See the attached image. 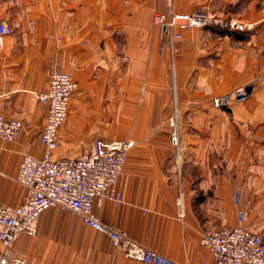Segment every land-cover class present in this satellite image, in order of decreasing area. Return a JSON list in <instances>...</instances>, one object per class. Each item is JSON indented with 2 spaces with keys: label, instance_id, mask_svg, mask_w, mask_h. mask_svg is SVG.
<instances>
[{
  "label": "crops",
  "instance_id": "1",
  "mask_svg": "<svg viewBox=\"0 0 264 264\" xmlns=\"http://www.w3.org/2000/svg\"><path fill=\"white\" fill-rule=\"evenodd\" d=\"M169 9L212 11L253 27L235 35L186 30L173 54L161 50L153 23L154 12ZM0 21L12 27L0 56V112L23 123L16 141L0 138V203L25 201L20 162L45 151L47 106L36 92L48 89L57 69L80 92L55 157L89 152L99 138L134 142L118 182L124 201L95 203L104 224L175 264H217L201 236L238 225L240 210L243 224L264 237V0H0ZM238 86L250 91L246 102L212 105L214 95ZM175 110L179 149L168 125ZM45 212L37 234L17 242L28 264H145L80 215Z\"/></svg>",
  "mask_w": 264,
  "mask_h": 264
},
{
  "label": "built area",
  "instance_id": "2",
  "mask_svg": "<svg viewBox=\"0 0 264 264\" xmlns=\"http://www.w3.org/2000/svg\"><path fill=\"white\" fill-rule=\"evenodd\" d=\"M153 23L163 39L161 50L169 48L178 51V42L184 31L207 27L244 31L251 29V23L227 18L212 11L166 12L156 11ZM12 27L0 21V56L5 37ZM80 92L79 83L61 70L50 72L49 87L36 92L39 102L47 106L46 121L39 134V142L45 151L41 156L25 154L19 165L18 182L27 190L25 201L19 206L0 203V264H28V260L16 246L23 234L35 236L38 220L43 212L60 205L82 217L84 224L110 237L115 249L124 256L145 264H175L162 253L147 247L123 231L104 224L94 212L97 202L109 200L114 204L124 201V192L118 182L126 175L125 163L132 140H105L94 142L89 152L76 157L54 156L58 148L59 131L70 111L71 99ZM250 91L246 86L215 95L212 105L216 108L230 106L234 102H246ZM171 128L170 139L174 147H180L178 112L168 119ZM23 128L18 119L6 118L0 112V138L16 141ZM241 190L235 192V202L240 203ZM180 218H184L182 200ZM244 213L239 211V224L205 232L200 239L212 253L217 264H264V237L243 224ZM201 264H206L202 262Z\"/></svg>",
  "mask_w": 264,
  "mask_h": 264
},
{
  "label": "rangeland",
  "instance_id": "3",
  "mask_svg": "<svg viewBox=\"0 0 264 264\" xmlns=\"http://www.w3.org/2000/svg\"><path fill=\"white\" fill-rule=\"evenodd\" d=\"M231 91H233V90H231ZM227 93H229V92H227ZM220 95H222V94H220ZM170 130H171V128H170ZM180 141H181V139H180ZM49 212H54L53 214H74L70 210H68V209H66V208H64V207H62L60 205L53 206L52 208H50L49 210H47L44 214H49ZM259 234H261L263 236V234L261 232H259Z\"/></svg>",
  "mask_w": 264,
  "mask_h": 264
},
{
  "label": "trees",
  "instance_id": "4",
  "mask_svg": "<svg viewBox=\"0 0 264 264\" xmlns=\"http://www.w3.org/2000/svg\"><path fill=\"white\" fill-rule=\"evenodd\" d=\"M222 32L226 33V34H236V31L233 30H229V29H221Z\"/></svg>",
  "mask_w": 264,
  "mask_h": 264
}]
</instances>
